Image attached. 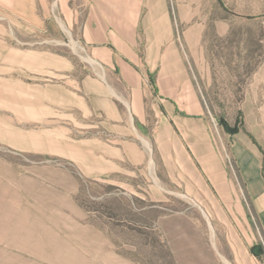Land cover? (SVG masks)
Segmentation results:
<instances>
[{
    "label": "rangeland",
    "instance_id": "1",
    "mask_svg": "<svg viewBox=\"0 0 264 264\" xmlns=\"http://www.w3.org/2000/svg\"><path fill=\"white\" fill-rule=\"evenodd\" d=\"M261 110L264 0H0V264H264Z\"/></svg>",
    "mask_w": 264,
    "mask_h": 264
},
{
    "label": "crops",
    "instance_id": "2",
    "mask_svg": "<svg viewBox=\"0 0 264 264\" xmlns=\"http://www.w3.org/2000/svg\"><path fill=\"white\" fill-rule=\"evenodd\" d=\"M159 20L162 21L163 19L160 18ZM196 38L195 42L198 40V43H202V36ZM192 41L191 37H187L186 42L188 44ZM260 115L264 118V110L260 111ZM252 132L260 144L264 146V125L253 127ZM252 151L250 150V153L246 156L245 150L240 147L233 150L234 160L245 186L246 194L244 191H241V193L234 191L231 196L239 208L240 224L243 231L246 232L249 258L252 256L251 249L260 247L261 242L264 243V159L260 153ZM233 173L235 174L234 170ZM238 183L240 182L238 181ZM246 196L248 200H246ZM253 259L256 260L254 256Z\"/></svg>",
    "mask_w": 264,
    "mask_h": 264
},
{
    "label": "trees",
    "instance_id": "3",
    "mask_svg": "<svg viewBox=\"0 0 264 264\" xmlns=\"http://www.w3.org/2000/svg\"><path fill=\"white\" fill-rule=\"evenodd\" d=\"M220 122L223 123V120H220ZM224 124H225V123H224ZM237 130H238V129L233 130L232 133H237ZM251 253H252L255 257H258V258L260 257V254L257 253V248H252V249H251Z\"/></svg>",
    "mask_w": 264,
    "mask_h": 264
}]
</instances>
